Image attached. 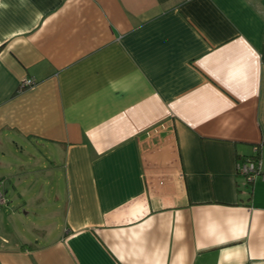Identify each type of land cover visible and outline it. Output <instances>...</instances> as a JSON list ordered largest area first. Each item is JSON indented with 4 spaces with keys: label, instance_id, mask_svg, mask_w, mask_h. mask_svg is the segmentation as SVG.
Returning a JSON list of instances; mask_svg holds the SVG:
<instances>
[{
    "label": "crops",
    "instance_id": "crops-1",
    "mask_svg": "<svg viewBox=\"0 0 264 264\" xmlns=\"http://www.w3.org/2000/svg\"><path fill=\"white\" fill-rule=\"evenodd\" d=\"M0 190V264H264V0H0Z\"/></svg>",
    "mask_w": 264,
    "mask_h": 264
},
{
    "label": "rangeland",
    "instance_id": "rangeland-1",
    "mask_svg": "<svg viewBox=\"0 0 264 264\" xmlns=\"http://www.w3.org/2000/svg\"><path fill=\"white\" fill-rule=\"evenodd\" d=\"M7 193L5 195H7L6 197L8 198L10 194ZM10 205V207L2 206L0 210V233H4V230L11 232L13 234V241L18 239L22 241H25V239L32 240V238H29L32 232L28 227L24 226V223H28L26 222L28 219L27 221H29V223L31 221L34 225H41V219L37 217L32 218L30 214H24V211H28V208L25 206L13 207L11 203Z\"/></svg>",
    "mask_w": 264,
    "mask_h": 264
},
{
    "label": "built area",
    "instance_id": "built-area-1",
    "mask_svg": "<svg viewBox=\"0 0 264 264\" xmlns=\"http://www.w3.org/2000/svg\"><path fill=\"white\" fill-rule=\"evenodd\" d=\"M33 83L31 79H24L21 83L22 86H29ZM237 172L244 176L247 182L253 181L260 175L259 161L256 158H248L239 161L236 165ZM6 199L2 191L0 190V206L4 204Z\"/></svg>",
    "mask_w": 264,
    "mask_h": 264
},
{
    "label": "trees",
    "instance_id": "trees-1",
    "mask_svg": "<svg viewBox=\"0 0 264 264\" xmlns=\"http://www.w3.org/2000/svg\"><path fill=\"white\" fill-rule=\"evenodd\" d=\"M256 155V154H255ZM256 158H258V155L255 156ZM246 159V158H245Z\"/></svg>",
    "mask_w": 264,
    "mask_h": 264
}]
</instances>
